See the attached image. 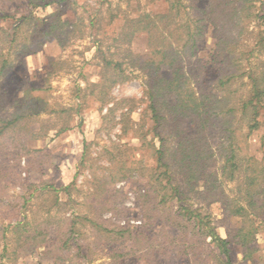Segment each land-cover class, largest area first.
I'll list each match as a JSON object with an SVG mask.
<instances>
[{"label":"trees","instance_id":"trees-1","mask_svg":"<svg viewBox=\"0 0 264 264\" xmlns=\"http://www.w3.org/2000/svg\"><path fill=\"white\" fill-rule=\"evenodd\" d=\"M68 1L27 0L28 13L17 19L11 30L0 27V81L23 65L24 58L41 51L47 42L65 48L72 36L82 34L80 22L63 19L64 4ZM147 2L164 9L142 10L133 17L112 14L108 19L111 26L122 22L118 30L104 34L121 51L122 60L114 59L113 53L108 55L103 41H98L96 58L106 71L94 86L103 88L99 101L107 105L110 98L105 90L128 80L124 64H130L146 78L150 126L142 133L159 142L153 146L156 165L148 180L160 205L175 204L178 208L167 216L163 226L168 233L167 257L177 255L189 259L191 264H236L232 248L236 246L243 251V262L262 264L263 259L253 246L264 233V162L250 156L245 147L252 134L262 128L264 116V15L261 17L257 10V4L264 8V2ZM52 5L58 9L44 18L33 12ZM256 21L257 33L250 30ZM96 22L100 24L101 19H92L93 27ZM209 33L214 43L207 48ZM140 36L147 40L145 55L132 49ZM250 36L256 37L254 45L248 44ZM5 50L8 54H4ZM206 74L216 79L203 82ZM6 97L0 85V105ZM33 98L26 91L23 99L28 103L16 102L15 113L0 117V139L6 138L0 144V157L9 156L17 161L22 155L15 151L29 152L26 142L37 139L27 123L40 115L35 109L26 112L29 105L40 107L41 99ZM136 107V100L123 99L108 109V117L104 116L103 121H115L114 113L122 108L123 133H136L137 123L131 120ZM262 142L264 145V136ZM214 162L220 163V167L210 171ZM48 188L58 194L59 189ZM56 204L60 205L57 197ZM213 204L223 206L227 219L238 220L226 238L219 235L211 215L205 211ZM45 223L44 230L36 226L33 231L28 222L16 224L18 248L44 246L49 238L48 228L54 224L50 220ZM126 232L128 239L136 238L134 231L122 230L116 235L124 237ZM75 234L74 225L59 231L55 246L67 253L72 240H76ZM60 260L63 262L66 257L55 263Z\"/></svg>","mask_w":264,"mask_h":264},{"label":"rangeland","instance_id":"rangeland-1","mask_svg":"<svg viewBox=\"0 0 264 264\" xmlns=\"http://www.w3.org/2000/svg\"><path fill=\"white\" fill-rule=\"evenodd\" d=\"M26 2L0 0V27L11 30L14 22L30 10ZM49 7L53 8L52 13L58 9L52 5L33 12L44 18L49 15ZM157 9L164 6H151L147 0H69L64 4L63 19L80 22L82 34L72 36L65 48L47 42L41 51L24 58L23 65L0 81L7 94L0 105V117L15 113L16 102L26 105L29 101L23 99L26 91L41 99L39 108L29 105L26 109L30 113L32 109L40 111L39 116L27 121L37 134V139L26 142L29 152L16 150V154L22 155L17 161L9 156L0 157V264H191L189 259L177 255L167 257L168 233L163 226L167 216L178 208L175 204L160 205V198L148 180L156 165L153 146L159 142L142 133L150 126L145 76L130 64H124L128 80L105 90L110 98L107 105L99 101L103 88L94 86L106 71L96 58L98 41H103L108 55L113 53L114 59L122 60L121 51L104 37L122 25V22L109 25L111 15L133 17L139 11ZM257 10L262 17L261 3L257 4ZM92 19L101 22L93 27ZM258 23L253 22L250 30L257 33ZM247 39L249 45H254L256 37ZM146 41L145 36L138 37L132 49L147 54ZM213 43L209 33L207 48ZM107 75L113 77L112 72ZM215 79L206 74L203 82ZM123 99L137 101L131 113V120L137 123L136 133H123L122 108L114 113L115 121H103L104 116L108 117V109ZM261 122L262 128L252 134L245 149L264 162V116ZM143 124L147 125L145 129L141 127ZM5 139H0L1 145ZM219 167L220 163L214 162L210 171ZM49 186L59 189L58 194L52 193ZM56 197L60 205L56 204ZM205 211L223 238L238 225V220L226 218L220 204L205 207ZM48 220L54 224L48 228L49 238L44 246L18 248L16 224L28 222L30 231L36 226L44 230ZM72 225L76 240H72L66 253L55 242L59 231ZM122 230L134 231L136 238L128 239V232L124 237L116 235ZM253 247L264 264V233ZM232 248L236 264H251L243 262L241 248ZM62 257L66 260L55 263Z\"/></svg>","mask_w":264,"mask_h":264},{"label":"clouds","instance_id":"clouds-1","mask_svg":"<svg viewBox=\"0 0 264 264\" xmlns=\"http://www.w3.org/2000/svg\"><path fill=\"white\" fill-rule=\"evenodd\" d=\"M52 12H53V8L49 7L47 9V14H51ZM29 62L31 63V60ZM33 99H35V97Z\"/></svg>","mask_w":264,"mask_h":264},{"label":"built area","instance_id":"built-area-1","mask_svg":"<svg viewBox=\"0 0 264 264\" xmlns=\"http://www.w3.org/2000/svg\"><path fill=\"white\" fill-rule=\"evenodd\" d=\"M138 224H140V223H138Z\"/></svg>","mask_w":264,"mask_h":264},{"label":"crops","instance_id":"crops-1","mask_svg":"<svg viewBox=\"0 0 264 264\" xmlns=\"http://www.w3.org/2000/svg\"><path fill=\"white\" fill-rule=\"evenodd\" d=\"M223 238V237H222Z\"/></svg>","mask_w":264,"mask_h":264}]
</instances>
